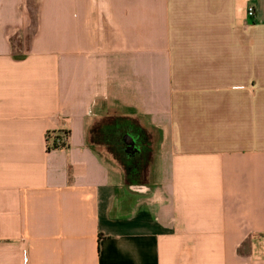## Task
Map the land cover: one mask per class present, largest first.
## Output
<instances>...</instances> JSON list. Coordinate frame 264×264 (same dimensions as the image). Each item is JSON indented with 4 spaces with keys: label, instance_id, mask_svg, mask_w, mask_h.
<instances>
[{
    "label": "crops",
    "instance_id": "obj_1",
    "mask_svg": "<svg viewBox=\"0 0 264 264\" xmlns=\"http://www.w3.org/2000/svg\"><path fill=\"white\" fill-rule=\"evenodd\" d=\"M0 264H264V0H0Z\"/></svg>",
    "mask_w": 264,
    "mask_h": 264
},
{
    "label": "trees",
    "instance_id": "obj_2",
    "mask_svg": "<svg viewBox=\"0 0 264 264\" xmlns=\"http://www.w3.org/2000/svg\"><path fill=\"white\" fill-rule=\"evenodd\" d=\"M132 135L135 148L129 149L124 137ZM69 133L50 134L48 149H67L63 137ZM156 138L138 119L123 116H109L97 122L90 131L89 144L93 149L103 148L122 168L128 187L145 186L148 171L156 155Z\"/></svg>",
    "mask_w": 264,
    "mask_h": 264
},
{
    "label": "water",
    "instance_id": "obj_3",
    "mask_svg": "<svg viewBox=\"0 0 264 264\" xmlns=\"http://www.w3.org/2000/svg\"><path fill=\"white\" fill-rule=\"evenodd\" d=\"M125 143L130 147V149L135 146V139L132 135H126L124 137Z\"/></svg>",
    "mask_w": 264,
    "mask_h": 264
},
{
    "label": "built area",
    "instance_id": "obj_4",
    "mask_svg": "<svg viewBox=\"0 0 264 264\" xmlns=\"http://www.w3.org/2000/svg\"><path fill=\"white\" fill-rule=\"evenodd\" d=\"M254 14H255V9H254V7H252V6L249 7V9H248V16H249V17H253ZM62 142H63V143H67V142H68V136L63 137Z\"/></svg>",
    "mask_w": 264,
    "mask_h": 264
},
{
    "label": "rangeland",
    "instance_id": "obj_5",
    "mask_svg": "<svg viewBox=\"0 0 264 264\" xmlns=\"http://www.w3.org/2000/svg\"><path fill=\"white\" fill-rule=\"evenodd\" d=\"M133 119H135V118H133ZM140 121V120H139ZM140 123H141V121H140ZM142 124V123H141ZM143 125V124H142ZM144 126V125H143ZM155 138H157V140H158V136H155ZM157 143H155V145H156Z\"/></svg>",
    "mask_w": 264,
    "mask_h": 264
},
{
    "label": "flooded vegetation",
    "instance_id": "obj_6",
    "mask_svg": "<svg viewBox=\"0 0 264 264\" xmlns=\"http://www.w3.org/2000/svg\"><path fill=\"white\" fill-rule=\"evenodd\" d=\"M134 148H135V146H134ZM134 148L132 147L131 149H134ZM129 149H130V147H129ZM131 149H130V150H131Z\"/></svg>",
    "mask_w": 264,
    "mask_h": 264
}]
</instances>
